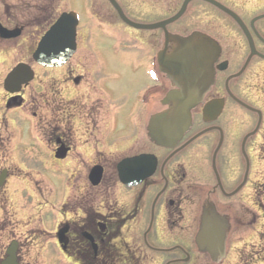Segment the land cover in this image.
<instances>
[{
	"label": "flooded vegetation",
	"instance_id": "flooded-vegetation-1",
	"mask_svg": "<svg viewBox=\"0 0 264 264\" xmlns=\"http://www.w3.org/2000/svg\"><path fill=\"white\" fill-rule=\"evenodd\" d=\"M115 2L129 19L153 25L186 0ZM60 3L67 7L64 0H0V27L11 34H0V87L17 64L31 73L20 93L4 91L1 152L32 147L40 137L52 159L69 168L64 217L51 239L78 264H264V0H189L167 25L182 36L201 31L220 48L214 82L173 148L149 138L150 117L171 89L158 61L164 29H135L108 0H88L90 22L76 12L72 55L61 67H42L32 56L39 39L73 11H56ZM56 72H63L61 90ZM127 72L134 79L128 87L116 83ZM28 88L44 96L32 90L24 97ZM16 108L27 118L7 117ZM57 149L63 159L55 158ZM133 163L141 180L127 184L118 165ZM74 185L85 193L72 194ZM208 204L228 224L218 260L196 241Z\"/></svg>",
	"mask_w": 264,
	"mask_h": 264
},
{
	"label": "rangeland",
	"instance_id": "rangeland-1",
	"mask_svg": "<svg viewBox=\"0 0 264 264\" xmlns=\"http://www.w3.org/2000/svg\"><path fill=\"white\" fill-rule=\"evenodd\" d=\"M64 1L67 7L60 3L56 11L69 8L79 12L84 22H90L87 19L88 0ZM89 7L90 4L88 10ZM89 16L93 18L90 14ZM135 16L140 17V15ZM44 75V72H38L42 80ZM55 76L58 80L57 88L60 89L64 86L60 82L63 72H56ZM133 80L130 72H127L126 76L118 79L116 83L121 82V85L128 87ZM32 90H36L38 96H44L43 89L28 88L24 91V97L30 96ZM4 93L0 87V172L2 169H7L8 174L5 184L0 187L1 260L10 241L18 239L20 245L17 248V258L20 264H78L63 254L51 239L55 235L52 233L54 226L64 217L61 206L68 193V164L52 159L49 149L40 142V137L32 147L15 148L14 151L12 147L1 152V100ZM58 93L60 97L61 91ZM22 109L27 112L25 108ZM40 112L45 113V110ZM7 117L27 118L18 108L12 109ZM81 188L82 185H74L70 192L73 194ZM80 193L85 192L82 189ZM261 227H264V220L261 221Z\"/></svg>",
	"mask_w": 264,
	"mask_h": 264
},
{
	"label": "water",
	"instance_id": "water-1",
	"mask_svg": "<svg viewBox=\"0 0 264 264\" xmlns=\"http://www.w3.org/2000/svg\"><path fill=\"white\" fill-rule=\"evenodd\" d=\"M183 9L184 7L174 17L160 25L164 27L177 19ZM119 14L125 22L135 28L149 27L127 20L121 11ZM75 25L76 21L73 16H62L40 41L34 53V59L44 66L61 65L74 49ZM168 43H171L170 49H168ZM218 53L219 47L215 41L200 32H193L185 37L165 33L164 51L159 57L162 61L161 68L174 88L166 94L162 101L165 109L150 119L149 137L151 141L161 146L172 147L188 130L191 124L192 109L201 101L203 94L213 83L214 63ZM27 70L26 66L19 65L14 72L8 75L5 88L10 92L17 91V86H19L17 75L18 73L27 75ZM27 78H24L25 81ZM1 182L0 176V184ZM206 217L215 218V215L203 214L204 220L198 241L203 243L201 246L203 251H207L212 257H221L224 250L221 228L224 223L220 219L205 220ZM14 253L15 247L13 246L9 249L10 258L2 264H13L15 262Z\"/></svg>",
	"mask_w": 264,
	"mask_h": 264
}]
</instances>
